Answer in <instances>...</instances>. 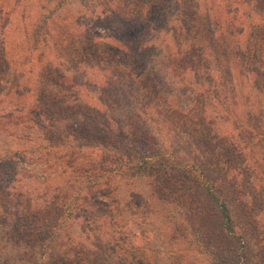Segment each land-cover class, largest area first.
Masks as SVG:
<instances>
[{
    "label": "rangeland",
    "instance_id": "obj_1",
    "mask_svg": "<svg viewBox=\"0 0 264 264\" xmlns=\"http://www.w3.org/2000/svg\"><path fill=\"white\" fill-rule=\"evenodd\" d=\"M59 1L0 0V53L4 56V64L0 72L1 114L16 110L15 113L22 115L20 111H24L26 115L41 91L46 93L44 98L51 100L49 105H53V101H58L65 108H67L66 101L69 103L71 98L79 96V100L86 95L85 93L95 91L99 82L93 75L94 70L86 71L83 68L85 61L82 62V53L85 50L82 41L87 39L86 30L93 27L103 32L105 27L117 25L121 29H119L120 34H129L133 27L120 18L119 12L129 16L136 13L135 9L141 0H63L62 4L57 6ZM198 3L200 16L197 23H200L198 28L201 30L207 14L212 19L221 18L222 22V19L228 17L225 13L226 0H198ZM248 4L240 5L239 9V15H242L244 23L247 21L250 9ZM177 7L178 0L168 3L164 12L166 18L156 20L148 30L144 31L145 42L138 54L134 52L136 57L133 59L127 57L126 60L119 58L118 61L122 64L116 69L121 75L133 74L137 84L145 89L144 94L142 89L136 91L135 87L132 93L133 97L138 96L140 99L141 106L137 105V108L146 111L143 117L145 124L143 123L142 127L152 132V135L158 139L156 147L150 149L149 153L163 162L169 172H173V168L190 160L189 170L191 169L195 176H198L197 172L200 171L192 163L213 160L211 145L221 137H226L229 141L236 140L238 130L234 126V121H237L236 119L246 121L249 114H252L251 111L257 109L258 112L262 109L264 101L259 102L260 91L238 78L236 72L234 88H227L229 84L225 79L226 72L220 63V60L224 61L225 55L223 59L217 55V44L214 42L217 39L212 43L207 42V50L208 63L214 74L211 84L214 87L220 86L219 89H226L219 97L209 94L203 97L198 86L191 83L192 77L191 80L190 78L182 80L179 77L164 75L167 68L163 63L167 53L177 51L171 29L177 20L175 17ZM44 18H47L54 27L50 32L54 36L47 38L46 44L39 43V39H42V33L39 31ZM223 28L224 33L228 35L225 23ZM64 32L68 35L66 40L63 44L56 43L55 35ZM229 36L226 42L223 41L224 46L227 41L232 42L234 35ZM203 37L210 40L205 33ZM218 40L221 42V39ZM61 63V68L67 71L66 75L74 77L77 83L74 89L67 93L66 90L53 84L39 83L41 79L46 80V77L47 79L51 77L52 70L48 69L49 64L56 67ZM123 66H126V69ZM144 67L148 72L157 69L160 79L141 76L140 70ZM103 75L105 76V73ZM97 76L99 78L98 73ZM92 81H97V85L90 84ZM123 82V89L130 90V83ZM99 90L104 97L110 96L102 88ZM92 92L86 96L89 101L94 95ZM56 95L59 97L53 99ZM226 98L230 100L229 105L234 108L233 113L227 109ZM116 99L117 105L111 108V112L119 120H124L128 116L127 109H132L133 105H129L122 96H117ZM145 102L147 103L143 105ZM179 110L185 113H180ZM101 111L98 116L103 119L104 111ZM159 113L163 115L160 119H164L166 115L172 119L171 122L165 125L158 122ZM201 115L205 117V122L200 120ZM37 116L40 123L28 124V127L24 125L13 127L6 119L1 123L0 161H5L6 167L14 169L15 174L13 176L6 173L0 183L7 191L12 193L21 191L25 195L31 193L36 198L43 197L45 191L49 193L47 195L49 197L58 191L68 193V198H63L64 202L59 201L56 205L58 212H62L66 218L60 221L59 230L52 239L44 238L37 241L35 248L24 242L12 240L13 230L9 221L0 220V264H42L45 258L51 260L65 255L72 258L85 255L87 260L89 259L85 262L87 264H129L130 260L124 254L129 246L142 248L150 259V264H213L210 257L201 253L192 235L185 237L181 231L179 233L182 236L175 234V229L179 225H185L181 217L183 211L180 208L178 211H182L181 215L169 217L176 212L177 205L162 203L157 198V186L154 185L156 179H148L144 176L132 177L131 170L125 172L120 166L118 169L119 162L111 159L114 157L104 160L105 165L112 168L109 177L99 176V179L95 180L91 173L81 174L79 167L101 161L104 155L102 149L90 148V146L93 144L99 146L97 143L103 142L86 141L79 132L68 130L75 116L61 124H52L49 120L44 123L41 116L36 114ZM115 125L112 127V134L118 141L114 143L121 148L126 147L131 140L120 134L121 124ZM103 145L111 146L107 142ZM117 152L122 153V150L119 148ZM246 152L248 153V148ZM124 153L138 155V150L130 147ZM249 156L252 157V161L256 160L253 162L262 176L261 184L264 185V147L256 146ZM120 157L124 161L126 155ZM210 165H212L211 170L214 169L219 175L215 169L217 165L213 161ZM158 166L156 164L154 169ZM197 167H199L198 162ZM233 174L228 173L230 177H233ZM235 176L236 174L234 178ZM108 180L114 195V203L109 206L113 212L112 220L123 218L127 222L124 229L132 232L129 233L126 242L120 243L113 254L105 247L112 235V228L108 223L111 221L110 216H101L102 218L95 225L87 224L83 218L78 217L89 201L85 196L90 195L98 186L104 187V182ZM132 194L141 197L142 203L139 207L131 204ZM165 195L164 197L169 199V193ZM9 198L12 199V196L10 195ZM173 201L180 204L177 202V194H170L169 202ZM31 203L37 206V203L43 202L37 199ZM72 215L77 217L72 219ZM257 219L264 232V211L258 213Z\"/></svg>",
    "mask_w": 264,
    "mask_h": 264
},
{
    "label": "trees",
    "instance_id": "obj_2",
    "mask_svg": "<svg viewBox=\"0 0 264 264\" xmlns=\"http://www.w3.org/2000/svg\"><path fill=\"white\" fill-rule=\"evenodd\" d=\"M171 1L141 0L135 9L136 13L130 16L120 11V18L133 27L129 34H120V28L117 25L107 26L103 32L93 27L86 30L87 39L82 41L85 48L82 53V62L85 61L83 68L86 71L87 69L94 70L93 75L98 79L99 85L93 91L94 93L89 91L79 100V96L70 97V102L66 101L67 108H65L58 101H53V105H49L51 100L44 98L46 93L41 91L26 115H24V111H20L22 115L15 113L16 110L0 113V125L4 119L8 120L13 127L19 125L28 127V124L37 125L40 123V119L38 116L36 117V114L41 116L44 123L49 120L52 124H61L75 116L68 130L79 132L86 141L103 142L102 144L97 143L99 146L94 144L90 146V148L102 149L104 155L101 161L97 164L91 163L79 167L81 174L91 173L96 178L95 180H98L99 176L106 177L108 175L109 177L112 168L105 165L104 160L114 157L111 159L119 162L117 163L118 169L122 167L125 172L131 170L132 177L144 176L148 179H156L154 185L157 186V198L162 203L177 205V207L175 206L176 212L170 211L172 214L169 217H177L183 211L181 217L185 225H179L175 229V234L179 235L181 231L185 237L192 235L201 253L210 257L213 264H264V232L257 219L258 213L264 211V185L261 184L262 176L253 162L256 160L252 161V157L249 156L256 146L264 147V106L258 112L257 109L254 112L251 111L252 114H249L246 121L243 122L239 119L234 121V126L238 130L236 140L229 141L226 137H221L211 145L213 160L197 161L200 168L197 167V162L192 163L200 171L197 172L198 176H195L191 169L189 170L190 160L185 164L180 163L181 165L173 168V172H169L163 162L149 153L150 149L156 147L158 139L152 135V132L142 127L143 123L145 124L143 117L146 115V111L137 108V105H140V99L138 96L133 97L132 93L135 87L136 91L142 89L144 94L145 89L137 84V79L133 74L129 73L126 76V74L117 73V66L122 64L118 59L126 60L127 57L130 59L136 57L134 52L138 54L145 42L144 31L148 30L156 20L166 18L164 12ZM229 1L226 0L225 3V13L228 17L222 19V22L221 18L212 19L207 14L201 30L198 28L200 23H197L200 16L198 0H178V7L175 11L177 20L171 27L177 51L167 53L163 63L167 68L164 75L179 77L182 80L192 77L191 83L198 86L203 97L205 94L219 97L226 89H219L220 86L214 87L211 84L214 74L208 63L207 50V42L212 43L217 39L214 41L218 46H216L217 55L222 59L225 55L224 61L220 60V63L226 72L225 79L229 84L227 88H234L237 73L238 78L260 91L258 100L263 102L264 0H249V4L245 0L242 2L241 0H232L230 3ZM62 2L63 0H60L57 6ZM243 4H248L250 8L245 23L242 15H239L240 5ZM41 23L39 33H42V39H39V43L46 44L47 38L54 36L50 34L54 27L51 26V22L47 18H44ZM223 23H225L229 37L234 35L232 42L227 41L225 46L223 41L226 42L228 35L224 33ZM204 33L210 40L203 37ZM55 36H57L56 43L58 44H63L65 38L68 37L65 32ZM218 39H221V42ZM3 60L4 56L0 53V72L4 64ZM136 62L138 63L137 59ZM139 62L142 64L141 61ZM61 65L62 63L54 67L53 64H49L48 69L52 70L51 77L48 79L46 77V80L41 79L39 83L42 85L53 84L66 90L67 93L72 91L77 83H75L74 77L66 75L67 71L62 69ZM123 68L126 69V66ZM140 71L141 76L147 75L160 79L157 69L148 72L144 67ZM123 81L130 83V90L123 89ZM90 84L97 85V81H92ZM100 88L108 92L110 96L101 95ZM91 92L94 95L89 101L86 96ZM117 96H122L129 105H133L132 109H127L129 110L128 116L124 120H119L111 112V108L117 105L118 101H115ZM58 97L59 95L53 96V99ZM223 102L225 103V100ZM229 102L230 100L226 98L227 109L233 113L234 108L229 105ZM101 110L104 111L103 119L98 116L102 112ZM179 111L185 113V111ZM157 116L158 122L164 125L172 120L166 115H164V119H160L163 116L161 113ZM200 120L205 122V117L203 118L201 115ZM115 124H121L120 134L131 140L126 147H122L123 149L114 143L116 140L118 141L117 137L112 134V127ZM104 142L110 143L111 146L103 145ZM130 147L138 150V155L124 153ZM119 148L122 153L117 152ZM246 148H248V153ZM124 155L126 157L123 161L120 156ZM212 161L217 165L215 169L219 175L215 173L214 169L211 170L210 163ZM156 164L159 166L154 169ZM193 165L190 164V166ZM10 170V167H6L5 161H0V180L6 176V173L14 176V169ZM228 173H234L233 177H230ZM257 182L260 184L258 185ZM101 187H96L95 191L93 189L90 195L85 196L86 199L89 198V201L86 207L82 208V216L78 215V217L83 218L87 224L95 225L102 218L101 216H110L111 221L107 222L112 228V235L107 240L105 247L113 254L119 244L125 243L129 233L132 232L124 229L127 222L123 218L112 220L113 212L109 206L114 203V195H112L109 180L104 182V187ZM168 193L169 199L164 197ZM172 193L177 194V202L180 204L174 203V201L169 202ZM48 194L45 191L43 197L36 198L31 193H27V195L21 191L12 193L0 183V220L9 221L13 230L12 240L24 242L35 248L37 241L44 238L50 240L58 232L60 221L66 217L62 212H58L56 205L59 201L63 203L69 195L62 191H58L52 197L47 196ZM10 195L12 199L9 198ZM37 199L43 203L33 206L31 202ZM131 199V204L135 207H139L142 203L138 194H132ZM138 199L140 201H137ZM180 208L181 212L178 211ZM71 217L73 219L77 216L72 215ZM182 234L180 235L182 236ZM126 250L124 254L130 260L129 264H150L151 261L142 248L129 246ZM88 261L89 259L87 260L85 255L79 258L65 255L64 257L51 258V260L45 258L43 262L45 264H87L85 262Z\"/></svg>",
    "mask_w": 264,
    "mask_h": 264
}]
</instances>
